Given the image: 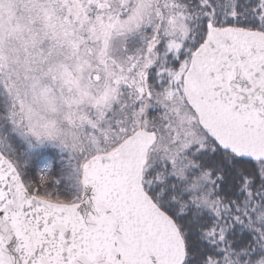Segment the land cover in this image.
Listing matches in <instances>:
<instances>
[{
  "label": "snow or ice",
  "instance_id": "obj_1",
  "mask_svg": "<svg viewBox=\"0 0 264 264\" xmlns=\"http://www.w3.org/2000/svg\"><path fill=\"white\" fill-rule=\"evenodd\" d=\"M0 264H264V0H0Z\"/></svg>",
  "mask_w": 264,
  "mask_h": 264
}]
</instances>
